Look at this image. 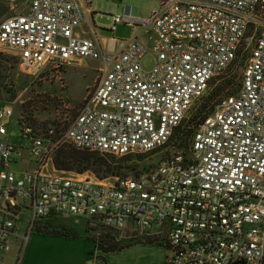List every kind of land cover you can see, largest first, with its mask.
I'll return each mask as SVG.
<instances>
[{"label":"built area","instance_id":"1","mask_svg":"<svg viewBox=\"0 0 264 264\" xmlns=\"http://www.w3.org/2000/svg\"><path fill=\"white\" fill-rule=\"evenodd\" d=\"M146 20L112 16L140 26L115 55L101 53L97 82L61 140L54 129L20 128L33 164L0 141V262L17 245L13 264L37 220L70 215L109 232L156 230L168 254L163 264H264V0H158ZM24 10L0 23V51L38 75L97 58L99 44L87 0H0ZM94 35L85 36V31ZM141 34L145 39H141ZM247 53V55H246ZM153 57L150 70L142 60ZM245 59L238 92L214 104L183 151L170 147L175 130L211 82ZM9 107L0 108V139ZM62 142L118 159L164 152L155 167L98 180L57 171ZM27 202L31 223L19 235Z\"/></svg>","mask_w":264,"mask_h":264},{"label":"rangeland","instance_id":"2","mask_svg":"<svg viewBox=\"0 0 264 264\" xmlns=\"http://www.w3.org/2000/svg\"><path fill=\"white\" fill-rule=\"evenodd\" d=\"M87 2L90 3L93 12L91 23L95 28L100 48L97 58L84 60L86 66L78 63L60 71L46 69L32 76L21 71L18 59L13 53L0 51V108L9 107L13 112V117L7 121L8 135L6 139L0 141L24 147L21 150L23 164H13L14 169L24 170L33 166L26 150L29 142L22 138L19 128L31 125L36 130L44 132L54 129L51 123L56 122L58 133L54 134L53 139L61 140L79 106L98 81L97 78L103 69L101 53L105 56L117 54L125 42L140 33V26L133 27L130 24L118 25L116 30L111 32L112 16L146 21L160 8L158 0H87ZM23 10L20 3L15 5L0 3V23ZM91 36L95 38L93 34ZM140 38L143 40L146 37L141 34ZM245 59L246 56L235 62L222 79L211 82L203 99L196 102L186 114L181 129L175 133L169 144L170 147L175 146L180 151L188 148L192 133L202 117L208 113V108L215 101L238 92ZM152 65L153 57L146 56L142 60L144 70H150ZM228 78L233 79L232 85L220 91ZM212 93H218V96L208 102L207 107L203 109L204 101H207ZM60 147L71 148L62 141ZM163 155L164 152L160 151L127 159L114 158L113 162L122 167V174H132L136 169L146 171L155 167ZM64 173L71 177L88 176L101 180L91 172L82 175ZM1 202L3 201L0 199ZM18 202L22 205L18 221L19 235L22 237L32 217L27 202L23 200ZM143 237L144 235L132 231L109 232L99 229L91 225L87 218L70 215L51 216L35 222L24 247L21 264H161V252L165 247L162 237L156 239L144 237L146 241ZM130 243L133 244L122 250L108 252ZM17 245L12 246L0 264H13L18 251Z\"/></svg>","mask_w":264,"mask_h":264},{"label":"trees","instance_id":"3","mask_svg":"<svg viewBox=\"0 0 264 264\" xmlns=\"http://www.w3.org/2000/svg\"><path fill=\"white\" fill-rule=\"evenodd\" d=\"M231 67L227 70L226 73H228L230 71ZM222 78H223V76L218 77L213 81H216V80H219ZM232 82H233V79L228 78L227 80L224 81L223 87H221V89H219V90L222 91V90H224L225 87H230L232 85ZM217 96H218V93H212L211 95H209V97L207 98V101H204L202 108L203 109L206 108L208 102H210L211 100H213ZM219 100H217V101H219ZM217 101H215L211 105V107L208 108V113L205 114L202 118H204L206 115L211 113L213 106H214V104H216ZM28 119H29V117H28ZM181 124L175 130V133L181 129ZM51 125L54 128V134L55 133L57 134L58 133V130H57L58 125L56 124V122L51 123ZM19 131H20V128H19ZM175 133H174V135H175ZM20 134H21V131H20ZM174 135H173V137H174ZM114 158L115 157H113L111 155H101L98 153L79 151V150H76L72 147L68 148V149L65 147H60V148H58V150L56 151V153L53 157V165H54V168L56 170L61 171V172H73V173H77L80 175H82L86 172H91V173L95 174L96 177H98L99 179H105L108 177L119 176V175H122V173H123L122 167L119 166L117 163L113 162ZM123 159H127V158H123ZM145 238H148V237H145ZM145 238L143 237V240L146 241ZM132 244L133 243H130L127 246L119 248L118 250H112V251H108V252L119 251V250H122L126 247L131 246Z\"/></svg>","mask_w":264,"mask_h":264},{"label":"crops","instance_id":"4","mask_svg":"<svg viewBox=\"0 0 264 264\" xmlns=\"http://www.w3.org/2000/svg\"><path fill=\"white\" fill-rule=\"evenodd\" d=\"M8 19V18H7ZM6 20V19H5ZM4 21V20H3ZM85 31V36H91L92 35V33H90V32H88V31H86V30H84ZM124 45H125V43L122 45V47H121V49L124 47ZM120 49V50H121ZM84 60L85 59H83V60H81L80 62H79V64H81L82 66H84L85 65V63H84ZM76 64H78V63H76ZM86 66V65H85ZM2 139H6V137H3ZM18 147V146H17ZM19 147H21V146H19ZM22 150V149H21ZM22 152V151H21ZM16 160L18 161L16 164H23V160H20V159H18V158H16ZM32 167H27L26 169H24V170H30ZM20 170V169H19ZM20 171H22V170H20ZM153 234H154V232L153 233H151L150 231L149 232H147L145 235H144V237H148V238H152V236H153ZM167 254H168V250L166 249V247H164V250L161 252V255H162V261H161V264H163V261H164V259L166 258V256H167Z\"/></svg>","mask_w":264,"mask_h":264},{"label":"water","instance_id":"5","mask_svg":"<svg viewBox=\"0 0 264 264\" xmlns=\"http://www.w3.org/2000/svg\"><path fill=\"white\" fill-rule=\"evenodd\" d=\"M117 1H119V0H117Z\"/></svg>","mask_w":264,"mask_h":264}]
</instances>
